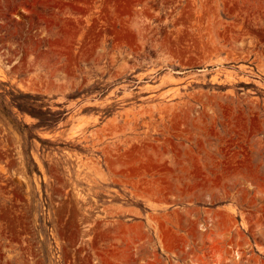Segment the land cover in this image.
Segmentation results:
<instances>
[{"label":"rangeland","instance_id":"374dc122","mask_svg":"<svg viewBox=\"0 0 264 264\" xmlns=\"http://www.w3.org/2000/svg\"><path fill=\"white\" fill-rule=\"evenodd\" d=\"M0 264H264V0H0Z\"/></svg>","mask_w":264,"mask_h":264}]
</instances>
